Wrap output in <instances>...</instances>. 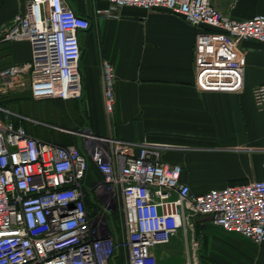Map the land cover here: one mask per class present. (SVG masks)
Masks as SVG:
<instances>
[{
    "label": "built area",
    "instance_id": "2783aa9c",
    "mask_svg": "<svg viewBox=\"0 0 264 264\" xmlns=\"http://www.w3.org/2000/svg\"><path fill=\"white\" fill-rule=\"evenodd\" d=\"M104 1L107 7L95 8L94 15L114 17L121 7L136 6L170 12L194 26L200 91L242 89V40L259 41L264 61V14L234 18L212 0ZM89 27L90 20L76 14L67 0H27L25 9L0 28V42L30 46L27 61L0 68V96L28 91L34 100L79 99V35ZM100 74L110 114L113 64L102 59ZM252 93L255 105L264 108V82ZM0 114V264H109L120 251L126 264H158L154 248L180 230L187 236L195 215L208 216L255 245L264 243V180L193 194L180 180V166L160 160V145L94 136L85 129L64 130L83 136L81 146L62 145L30 133L21 122L15 125L12 117L24 120L23 115L2 105ZM90 162L101 181L88 185ZM103 196L121 202L118 235L110 217L115 209H105ZM88 200L96 210L88 208Z\"/></svg>",
    "mask_w": 264,
    "mask_h": 264
},
{
    "label": "crops",
    "instance_id": "0c3cea01",
    "mask_svg": "<svg viewBox=\"0 0 264 264\" xmlns=\"http://www.w3.org/2000/svg\"><path fill=\"white\" fill-rule=\"evenodd\" d=\"M67 1L76 14L90 20V27L79 35L82 95L66 100L79 105L84 127L100 136L160 145V160L180 166V180L193 194L264 180V108L255 105L252 93L264 82L259 41L245 39L239 44L245 57L239 92L200 91L193 60L196 28L183 18L136 6L121 7L114 17L96 16L94 9L107 7L106 1ZM26 2L0 0V28L22 12ZM212 4L238 19L264 14V0H212ZM29 56L27 41L0 42V68L25 62ZM102 59L113 64L116 75L110 114L103 105ZM194 224L190 245L188 234L185 242L180 231L173 237L177 241L171 250H184L186 264H264V243L255 245L226 232L208 216ZM162 246L154 248L157 261Z\"/></svg>",
    "mask_w": 264,
    "mask_h": 264
},
{
    "label": "trees",
    "instance_id": "16d2710c",
    "mask_svg": "<svg viewBox=\"0 0 264 264\" xmlns=\"http://www.w3.org/2000/svg\"><path fill=\"white\" fill-rule=\"evenodd\" d=\"M68 101L61 100V99H47V100H34L29 92H26L25 94L19 95V94H12L8 93L6 95L0 96V105L18 113L26 117H30L36 120L43 121L45 123L43 124H24V120H18V118L13 117V121L16 124H19L21 122L27 131L30 133L39 136L43 139L52 140L58 144L62 145H69V144H76L77 139L79 137L71 132L60 130L57 128H54L53 126H60L62 128H69L72 130H77L78 128L73 127V122H79L77 121L78 112L76 110L77 105L72 102V108L71 110H68L65 103ZM51 108L50 112H52L53 117L55 118L57 115L60 116L61 120L56 121V123L47 120L46 118V108ZM48 112V111H47ZM40 114V118L38 117ZM48 117V116H47ZM60 122V123H59ZM51 123V124H50ZM59 123V124H58ZM53 126H50V125ZM49 125V126H48ZM87 206L90 210H96V207L94 204H92L89 200L87 201ZM113 214L110 215L111 220H113ZM113 229L118 235V230L116 226L113 224ZM124 259L123 253L120 251L117 254H114L113 259H111L109 264H118L119 262H122Z\"/></svg>",
    "mask_w": 264,
    "mask_h": 264
},
{
    "label": "rangeland",
    "instance_id": "374dc122",
    "mask_svg": "<svg viewBox=\"0 0 264 264\" xmlns=\"http://www.w3.org/2000/svg\"><path fill=\"white\" fill-rule=\"evenodd\" d=\"M72 102L73 101H68L67 103H65V105H66L68 110H71ZM48 108L51 110L50 107H48ZM49 109L46 108V114L48 116V117L46 116V118H48L47 120H50L52 122L54 121L55 123H56V121L57 122L60 121L61 117L57 115L54 118L53 115H52L53 113L50 112ZM78 109H79V105L77 106V111H78L77 121H79V122H77V123L73 122L72 125H73V127L78 128L77 130L85 129L88 132V129L83 126V118L80 115V111ZM38 115H39L38 117L40 118L41 115L40 114H38ZM0 117H1V114H0ZM28 118H30V117H28ZM31 119H33V118H31ZM28 123L34 125L33 124L34 122L32 123V122H30L28 120L27 121L24 120V124H28ZM43 123H45V122H43V121L40 122V124H43ZM50 126H53V125H50ZM80 137L81 138L76 140V142H78V143H76L74 145H76V146H81L82 145L83 136H80ZM88 176H89V180H90V181L88 180V182H87L88 185H90L91 183H94V182L101 181V175L96 171V169L94 167H90V171H89ZM103 200H104V203H105L104 205H106V206H104V207H106L105 209H107L109 211H112L113 209H115V210L112 211V213H114L112 222L116 226L118 232H121V228H122L121 209H120L121 208V202L118 199H114V202H113V200L111 201V199L110 200L109 199H105L104 196H103ZM206 217H204L203 215H195L193 218H194V221H195L196 219H201V218L204 219ZM194 221L192 223V228L194 226L193 231H196V226L194 224ZM190 232H192V231L191 230L188 231V245H190V239H189V233ZM179 234H180V236L183 237L184 242H185L186 241V236L184 235V232L182 230H180ZM176 241H177V239H175V238L173 239L172 238L168 245H164V247L162 246V249L160 251L161 255L158 257V264H186V256H185L184 250H182V251H180V250H176V251L171 250L172 245L175 244ZM118 264H126V263H125V260H122V262H119Z\"/></svg>",
    "mask_w": 264,
    "mask_h": 264
},
{
    "label": "bare ground",
    "instance_id": "6f19581e",
    "mask_svg": "<svg viewBox=\"0 0 264 264\" xmlns=\"http://www.w3.org/2000/svg\"><path fill=\"white\" fill-rule=\"evenodd\" d=\"M88 132H89V133H87V134H92V135H94V136H98V135H96V134L92 133V132H91V131H89V130H88ZM90 138H91V137H90Z\"/></svg>",
    "mask_w": 264,
    "mask_h": 264
}]
</instances>
